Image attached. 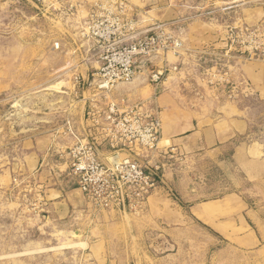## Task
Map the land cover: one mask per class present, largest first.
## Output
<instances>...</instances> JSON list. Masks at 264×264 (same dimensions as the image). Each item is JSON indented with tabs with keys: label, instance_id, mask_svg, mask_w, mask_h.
I'll list each match as a JSON object with an SVG mask.
<instances>
[{
	"label": "rangeland",
	"instance_id": "374dc122",
	"mask_svg": "<svg viewBox=\"0 0 264 264\" xmlns=\"http://www.w3.org/2000/svg\"><path fill=\"white\" fill-rule=\"evenodd\" d=\"M183 1V16L201 15L204 22L215 21L221 26L219 33H225L216 48L193 49L183 39L184 26L175 29L184 42L183 61L169 74L166 91L188 102L247 108L248 141L264 147V99L255 96L253 85L240 70L243 60L264 61V19L251 25L242 21L239 8L231 3ZM247 2L249 8H264V0ZM63 7L62 0H0V264H105L106 259L115 258L119 264H264V245L255 250L240 239L247 235L244 208L264 217V180L249 181L238 172L231 178L206 160L176 159L177 155L167 160L183 181L181 189L163 192L186 218L185 225L168 228L183 230L175 235V242L150 230L138 242L117 237L107 245L106 256L95 258L84 229L61 227L49 220L41 193L34 190L35 181L19 176L22 154L37 143L48 147L52 162L84 139L81 95L83 90L93 93L84 87L87 79L76 81L81 74L75 64L81 53L86 54L77 26L86 14L82 8L79 12L72 8L71 15ZM209 68L229 70L234 81H248L252 96L231 102L212 93L205 76ZM142 94L147 98L148 90ZM146 210L127 215L139 217ZM84 211L92 220L100 214L110 219L125 216L87 204Z\"/></svg>",
	"mask_w": 264,
	"mask_h": 264
},
{
	"label": "crops",
	"instance_id": "0c3cea01",
	"mask_svg": "<svg viewBox=\"0 0 264 264\" xmlns=\"http://www.w3.org/2000/svg\"><path fill=\"white\" fill-rule=\"evenodd\" d=\"M100 1L103 0H62L66 6L63 7L65 13L70 6L76 8L78 12L82 8L86 15L88 7ZM128 1L139 9L142 28H150L159 24L169 25L173 29H180L184 26L186 35L183 39L187 48H216L224 37L225 32L219 33L218 27L221 26L216 25L215 21L204 22L200 18L201 15L183 16L185 8L183 0ZM208 1L217 3L221 1L224 4L236 5V8H239V17L247 24H256L264 19V8H249L250 2H247L249 0ZM78 3L80 5H77ZM78 29L81 33V25L77 26ZM84 45V43L81 44V48ZM182 61L180 57L173 54L152 57L150 62L142 67L139 77L130 84H122L116 88L113 98H127L131 103H136L156 96L157 106L161 109V145L165 149H172L177 155L176 159L179 156L190 161L206 160L231 178L235 177L234 172H238L249 181H263L264 147L248 141L251 134V121L250 111L247 108L224 102H214L212 105L188 102L166 91V88H169L167 87L168 68L181 64ZM97 67L98 64L94 58L82 53L75 64V69L80 72L79 77L82 80H88ZM240 70L253 85L255 96L264 99V61L243 60L240 62ZM157 72H164L163 81L159 84L152 83L150 80L151 75ZM147 90L148 97L143 98L142 93ZM81 96L83 98L81 102H84V121L81 127L84 130L83 125L86 123L89 101L93 98V93L86 94L83 90ZM107 152L108 147L100 148L102 155ZM48 155V147H43V145L39 147L37 143L33 149L23 152L21 157L23 161L19 165V176L35 181L34 190L41 193V201L45 205L46 212L49 213L50 221L61 227L72 226L84 229L83 234L91 244L89 245L92 249L91 257L106 256L107 245L109 242L114 243L117 237L122 242L126 238L127 240L130 238V242L132 239L138 242L145 233L157 230L162 233L161 236L165 235L168 241L175 242V235L183 231L182 229H168L171 225L186 224L182 209H179L170 199L163 197V192L171 191L173 188L181 189L183 184L180 176H177V172L172 169V165H169L170 161L168 163L161 161L164 185L149 198L144 215L139 217L120 215L121 217L110 219L108 214H100L92 220L89 215L85 214L86 201L83 193L76 187L74 180L68 176L69 160L66 154L59 153L60 156H55L52 162L49 161L52 159L48 160ZM244 211L248 219L244 229L247 235H243L240 239L248 242L249 248L258 250L264 245V217L254 209L244 208ZM88 222L93 223L91 227L88 226ZM204 223L209 224L205 221ZM210 225L217 227L214 223ZM88 227L90 230H86ZM228 227L231 230L232 225ZM105 264H119V262L116 258L114 261L106 259Z\"/></svg>",
	"mask_w": 264,
	"mask_h": 264
},
{
	"label": "built area",
	"instance_id": "2783aa9c",
	"mask_svg": "<svg viewBox=\"0 0 264 264\" xmlns=\"http://www.w3.org/2000/svg\"><path fill=\"white\" fill-rule=\"evenodd\" d=\"M68 13L74 15L72 7ZM140 17L139 9L128 0H103L88 7L80 24L81 36L86 54L98 67L84 82L93 91L83 125L85 137L66 152L68 176L86 204L120 215L145 212L149 198L164 185L161 161L176 155L161 145V109L156 96L136 103L113 98L116 88L139 77L152 57H182L184 52V42L175 29L165 24L142 28ZM213 69L205 70L212 93L231 102L252 96L248 81H234L229 70ZM177 70L174 65L167 72ZM163 78L164 72H157L150 80L159 84ZM76 81L79 84L82 78ZM102 147H108L103 155Z\"/></svg>",
	"mask_w": 264,
	"mask_h": 264
}]
</instances>
